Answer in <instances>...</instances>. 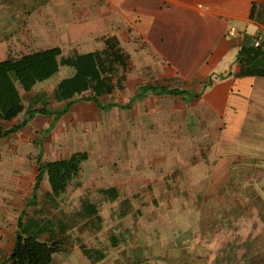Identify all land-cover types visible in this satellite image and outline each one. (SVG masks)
<instances>
[{
	"label": "crops",
	"instance_id": "obj_1",
	"mask_svg": "<svg viewBox=\"0 0 264 264\" xmlns=\"http://www.w3.org/2000/svg\"><path fill=\"white\" fill-rule=\"evenodd\" d=\"M253 4L264 17V0H0L2 60L51 47H59L65 57L88 55L101 51L110 36L117 37L129 55L128 68L114 75V83L121 78L118 86L97 97L101 106H117L101 110L84 98L92 95L90 90L75 93L68 100L74 103L58 120L38 113L19 133L22 137L12 148L17 160L16 167L11 166L15 170L9 191L12 201L21 191L24 174L29 173L28 178L34 174V185L39 164L78 151H86L88 158L58 197L48 194L51 188L44 174L37 202L29 207L44 210L48 206L50 214L24 221L27 200L9 231L10 250L18 216L25 210L22 229L34 228L32 233L41 241L62 247L54 254L53 264H252L243 261L248 258L264 264V235L258 231L249 237L248 233L243 236L247 232L243 230L234 239L237 246L222 247L223 253L211 225L205 233L200 230L216 219L217 211L228 209L226 197L213 200L211 195L231 192L226 184L238 156L248 148L255 156L264 152V77L238 75L237 55L244 40L255 36L264 47V20L250 17ZM10 5L17 11L14 16L8 13ZM20 12L28 20L19 26ZM75 73L74 67L61 66L46 80L49 88L42 91L41 102L51 111L62 109L67 101H60L65 102L60 108L51 107L47 97L56 101L57 84ZM39 84L21 93L23 104L26 99L28 106L34 94H41ZM163 87L185 94H161ZM96 110L103 132L91 144H84L80 134L79 144L72 148L67 131L58 141L45 140L46 134H41L73 111L88 118L87 128H92L90 111ZM184 129L189 133L182 135ZM127 130L131 132L126 134ZM122 135L129 139L128 147L122 144ZM190 136L206 139L199 155L206 148L211 162L206 177L199 172L188 176V172L179 180L176 171L182 167H173L183 145L177 139ZM163 145L166 149L158 154L156 147ZM28 158L34 161L29 172L22 166ZM188 193L198 195L200 207L193 208L197 205ZM206 195L218 206L208 205ZM223 226L221 231L226 233ZM250 241L255 243L251 250Z\"/></svg>",
	"mask_w": 264,
	"mask_h": 264
},
{
	"label": "trees",
	"instance_id": "obj_2",
	"mask_svg": "<svg viewBox=\"0 0 264 264\" xmlns=\"http://www.w3.org/2000/svg\"><path fill=\"white\" fill-rule=\"evenodd\" d=\"M252 19L264 20L262 13H257V5L253 4L250 13ZM255 38V39H254ZM256 37H248L244 40L238 52V60L241 65L238 75H257L264 77V47L256 45ZM129 64V55L120 46L115 36L105 38V47L88 55H76L65 57L59 47H51L36 51H30L19 57H8L0 61V139L19 134L33 117L40 114H51L54 120H58L65 114L74 101H68L75 93L90 90L91 96L84 97L92 100L96 106L109 109L117 106L113 103L99 105L97 99L102 94H108L118 86L121 78L113 82L118 69L126 70ZM61 66H72L76 69L74 76L62 79L53 92L56 101L66 100V105L59 110L51 111L45 103L41 102L40 94L36 93L28 106L22 103L21 90L30 92L33 87L41 82L51 79L58 73ZM148 89L155 91L154 86ZM147 89V90H148ZM161 94L178 96L185 91L176 88H160ZM48 99V97H47ZM41 103L42 108L36 107ZM130 106V103L127 104ZM22 113L24 117L15 122ZM14 121V122H13ZM11 123L4 128L2 123ZM41 153L38 155V161ZM88 158L86 151L72 153L64 159L50 161L47 164H39L34 179L32 194L27 201V206H34L37 199V190L47 174L51 196L58 197L64 193L70 181L76 178L81 170V164ZM25 210H22L17 219L18 230L9 254L0 260V264H53L54 254L62 251V247L56 242L41 241L30 230L22 229V218Z\"/></svg>",
	"mask_w": 264,
	"mask_h": 264
},
{
	"label": "rangeland",
	"instance_id": "obj_3",
	"mask_svg": "<svg viewBox=\"0 0 264 264\" xmlns=\"http://www.w3.org/2000/svg\"><path fill=\"white\" fill-rule=\"evenodd\" d=\"M8 9H9L8 13L10 16L16 15L14 12L16 10H14L11 5ZM19 18H20V20L18 21L19 26L26 24V20H28L27 15H24L23 12H20ZM45 83H47V81H44L43 83L41 82L39 84L41 88L40 89L41 99H43L44 97L42 91H45L46 89L49 88L48 86L44 85ZM21 93H24V91L21 90ZM30 97L31 96L29 94L28 98L30 99ZM107 99L112 100L115 98L112 96H108ZM92 100L91 102H93ZM47 101H48L47 103L51 105V107L55 106L59 108L62 107L63 104L65 103V102L60 103L50 98H48ZM24 103L26 107L27 106L26 99ZM93 104L95 103L93 102ZM36 107L42 108L40 103ZM90 115H91L90 118H92V123H93L92 128H87L88 122L85 121H89L88 118L85 120L83 114H81L79 111H75V112L73 111L72 113L67 114L64 118H61V121L58 122V124H56L55 128H50L48 131H43V133L41 132V134L42 136L43 134H46L44 138L45 140L50 141L52 139L54 141H58L62 137L66 136L65 131H67L70 143L73 146L72 148H75L74 145L78 143V141H80L77 140L78 137H80V134L82 135L83 143L86 141L90 143L96 138L100 139L101 133L103 132L98 128L97 125L98 119L100 121L99 112L97 110L90 111ZM23 117H24V113H22L14 121L17 122L21 120ZM82 117H83V122L80 120V118ZM11 123L3 122L2 126L6 128L10 126ZM70 125H73L71 130L69 128ZM25 132L29 133L30 131L28 128H26ZM129 132L131 131L127 130L125 133L128 134ZM153 132L156 133L157 131L153 130ZM173 132L175 133L176 131L174 130ZM188 133H189L188 129L182 130V135H186ZM20 135L21 134H17L8 138L0 139V260L8 255L11 244V240L9 238V236L11 237V234L9 231L12 229L14 221L17 218V214L21 211L26 201L29 200V198L31 197V187L33 185L32 182H33L34 174L31 173L29 178H28L29 173L24 174V176L21 177L22 180L21 191L19 195L16 194L15 197L13 196L14 200L12 201L10 189L13 188L12 186L14 185L15 182V178H14L15 170H12L11 166L15 165V162L17 161L15 158L16 156L12 155V148L15 145L14 144L16 142L15 140L22 137ZM42 136L36 135V137L39 138ZM126 138H123L122 135L121 141L122 144L125 145V147H128L127 144L129 139ZM204 140L206 139L203 137L194 138L193 136H190L186 139H177L178 144L183 145L182 148L179 150L182 151V153L178 155L179 156L178 162L173 167V169H175L178 166L182 167V168H178L176 171V173L179 176V180L182 179V178L180 179V177L181 175H183V173L186 174L188 172H189L187 174L188 176L190 174L193 175L199 172L198 174L200 176L203 175L204 177H206L207 173L205 171L206 168L210 165L211 161H210V156L206 151V148L199 155L200 146L201 149H203V145H205ZM190 145L191 146L193 145V147L184 149V147H190ZM173 147L174 146L172 145L169 146V150L172 149ZM196 147L198 150L194 152L193 150ZM156 148L158 150V154H160L162 150L166 149L165 145L158 146ZM241 148L242 147L240 145L239 150H241ZM255 154L256 152L254 153L253 151H251L250 148H248L245 154H242V156L241 155L238 156L237 164L235 165L236 167L234 168L233 171L234 174L232 172L233 176L231 175L232 178L226 184V186L231 189V192L225 193V195L223 194L211 195L213 197V200H216L221 196L222 198L226 197L227 200L224 201L228 209H224V208L222 210L219 209L220 212L217 211L216 219L209 221L207 225L202 226L200 229L201 232L205 233L206 231L205 228L208 225H211V229H214V234L216 235V237L218 236L219 237L218 240H220L219 243L217 242V244L219 245L218 249L223 253L224 251L222 250V247L227 246V248H229V246H232L233 249L237 246L239 242L234 239L236 238V235H240V233H242L243 230L247 231L243 234V236L246 235V233H248L247 235L250 237L252 235H255L257 231L258 233H260L259 235H264V226H262V224L264 223V152L259 153L257 156H255ZM163 155L166 154L163 152ZM29 160L32 159L31 158L26 159V164L22 165L24 166L27 172L30 171L32 165L34 164V161L32 162ZM14 167H16V165ZM185 167L187 169H185ZM176 173L172 174V172H170L172 179L173 177L176 178ZM187 180L191 182L192 179L191 177H189V179ZM207 182H209V179ZM188 194H191V195H187L189 198H192L191 201L193 203L196 202L195 204L197 206H194L193 208L195 207L197 208L198 205L200 207L201 201L196 200V196L198 195L193 193H188ZM39 196L43 197V194L40 193ZM187 196L183 197V199H186ZM205 197L206 198L204 201L209 202L207 203L208 205L218 206L217 201L211 200L210 199L211 197L209 195H206ZM40 199L38 201H40ZM224 207L226 206L224 205ZM205 211L206 210H204V212ZM26 214H25L26 216L24 215L23 218L24 221H28V218L30 216L32 217L34 216L38 218L39 217L42 218L43 216L48 217L50 211L48 210V206L44 210L43 209L36 210L33 207H28L26 208ZM224 224H226L227 226L226 233L221 231V229L225 227L223 226ZM222 242L223 244H221ZM248 245L250 249L253 247V245L255 246V243L250 241L248 242ZM222 252L220 253L221 255ZM232 260H236V259H232ZM245 260L252 262V264H256L255 262L256 259H250V258L243 259V261Z\"/></svg>",
	"mask_w": 264,
	"mask_h": 264
},
{
	"label": "built area",
	"instance_id": "obj_4",
	"mask_svg": "<svg viewBox=\"0 0 264 264\" xmlns=\"http://www.w3.org/2000/svg\"><path fill=\"white\" fill-rule=\"evenodd\" d=\"M256 45H260V41L259 40L256 42Z\"/></svg>",
	"mask_w": 264,
	"mask_h": 264
}]
</instances>
